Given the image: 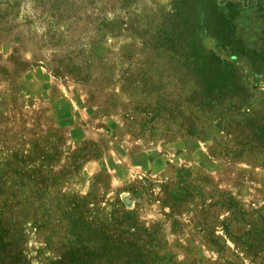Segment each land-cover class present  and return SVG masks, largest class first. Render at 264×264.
Here are the masks:
<instances>
[{
	"label": "rangeland",
	"instance_id": "374dc122",
	"mask_svg": "<svg viewBox=\"0 0 264 264\" xmlns=\"http://www.w3.org/2000/svg\"><path fill=\"white\" fill-rule=\"evenodd\" d=\"M245 112L264 119V0H0L12 260L60 264L134 225L151 264H264Z\"/></svg>",
	"mask_w": 264,
	"mask_h": 264
},
{
	"label": "trees",
	"instance_id": "16d2710c",
	"mask_svg": "<svg viewBox=\"0 0 264 264\" xmlns=\"http://www.w3.org/2000/svg\"><path fill=\"white\" fill-rule=\"evenodd\" d=\"M227 66V65H226ZM223 68V67H222ZM224 69H227L224 68ZM229 89L228 92H234L236 93L235 89L233 88H226ZM220 94V92H219ZM218 93H213V96L209 98V102L211 105H215V100L218 96ZM245 116H247V121L245 122V126L251 128L252 132V139H255V141H259L260 143H264V119H259L255 123H253L252 120L249 119L251 116L249 113L245 112ZM264 117V115H263ZM16 181L15 184L18 187V191L21 193L22 198L24 200L28 199V196H25V191L30 189L29 187V175L24 173H15ZM2 183V179L0 178V185ZM33 184L35 186L38 185V182L34 181ZM39 191V189H38ZM0 192L2 195V188L0 186ZM36 195H38V192H36ZM13 198H17L16 196H12ZM36 197V196H35ZM9 200L4 201V206H0V264H16V261H13L14 258L11 256V249L9 247L11 246L9 241V232L10 229L8 227L7 221L4 219V210H7L9 208L8 202ZM38 206H42V200L36 199ZM11 207V205H10ZM44 209V208H43ZM42 219L45 218V215L41 216ZM135 227L134 225H129L128 230V236L124 238H119L117 241V245L114 248L112 238L105 239L103 244L99 245H90L85 246L84 248H78L75 246V243H71L68 250H66L64 254V258H67L66 260L60 261V264H119L120 261H122L124 264H151L153 260H150L143 254V249H140L137 246V239L136 242H132V236L131 231ZM91 231V229L89 230ZM227 234L230 237V232L226 228ZM72 232V231H70ZM96 231H91V233H94ZM88 235V232H84L81 235L77 236V241L83 240L84 236ZM135 238V237H134ZM119 250V255L116 257H113L111 255L107 260H104V257L107 256L109 253L114 252V250ZM71 255V256H69Z\"/></svg>",
	"mask_w": 264,
	"mask_h": 264
}]
</instances>
